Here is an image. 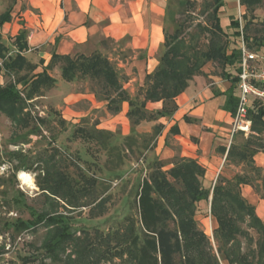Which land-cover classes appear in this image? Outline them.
Returning <instances> with one entry per match:
<instances>
[{"label":"rangeland","instance_id":"obj_1","mask_svg":"<svg viewBox=\"0 0 264 264\" xmlns=\"http://www.w3.org/2000/svg\"><path fill=\"white\" fill-rule=\"evenodd\" d=\"M32 1L37 6L42 0ZM196 1L198 5L195 10L171 3L165 38L180 30L187 45L198 52L216 49L221 51V55L226 51L231 55L233 49L241 48L243 57L245 48L246 53L251 55L253 65L263 62L264 42L259 39L264 37V0L252 11L241 6L240 0H223L219 17L221 23L226 21V25H222L225 35L215 27L213 6L209 5L213 0L206 3ZM18 2L0 0V15L11 10L12 16L19 18ZM29 7L40 15L39 10ZM29 7L23 5L24 10ZM245 17L251 22V27L248 31L250 40L244 44L243 39L236 36V30L230 27V22L235 20L243 26ZM2 42L8 48L7 54L18 55L19 48L11 37L2 36ZM164 52L163 45L160 52L151 58L149 67H142L137 61H148L147 55L132 52L125 42L103 39L97 47L73 56H81L73 82L62 78V64H56L49 70L56 83L52 89L35 95L26 103V112L30 114L26 125L17 126L6 115L0 114V247L5 251L0 256V264H24V258L35 260L28 264H91L90 261L94 260L99 264H124L122 259L127 258L126 252L120 251V245L115 246L117 238L114 235L126 230L128 217L138 220L137 194L142 182L150 179L159 168L164 172L172 169L160 161L156 148L159 141L161 147L163 141L167 146L172 144L171 135L174 134L169 133L168 129L177 111L171 117H161L158 113L162 111L163 103H152L145 99L148 87L146 77L161 66ZM255 55L259 59L252 57ZM95 56L110 62L134 109L127 102L119 103L116 100L109 105L110 98H114L115 94L102 78L84 73L81 64H88ZM200 63L205 64L189 86L199 77L206 87H212L214 79L228 82L224 79L225 71L234 73L233 68L222 66L218 59L201 57ZM35 74L32 68L10 72L3 65L0 68V86L15 85L25 99L28 91L25 83ZM171 107L169 103L167 109ZM116 108L120 111H116ZM133 110L134 113H131ZM248 140L250 145H246ZM235 144L238 150L247 149L249 154L256 150L264 152V135L261 138L250 136L249 139L238 135ZM232 162L234 173L245 178L257 194L264 196L263 174L250 160L244 165L237 159ZM47 172L50 178L47 179V175L46 179L52 188L60 179H66L70 185L69 192L68 189L60 192H67V200L42 192L37 186V177L43 178ZM21 174L32 179L33 185L23 184ZM168 178L176 188H182L170 176ZM71 193L75 197H71ZM211 195L209 202L202 201L196 205L194 215L203 246V258H215L218 264H232L230 257L238 260L243 255L250 261L258 260L259 235L246 223L240 224V227L247 236L238 235L231 242L221 239L218 222L211 213ZM32 211L64 217L65 224L70 228L71 240L87 246L84 253H78L72 245L73 241L66 243L63 251L52 255L44 251L43 245L55 239L51 235L55 229L48 222L35 226L30 224ZM18 220L25 223L24 227L12 225ZM186 238V235L183 236L182 241L185 242ZM235 241L240 246L236 247ZM51 258L60 261L55 262ZM205 262L212 264V260Z\"/></svg>","mask_w":264,"mask_h":264},{"label":"trees","instance_id":"obj_2","mask_svg":"<svg viewBox=\"0 0 264 264\" xmlns=\"http://www.w3.org/2000/svg\"><path fill=\"white\" fill-rule=\"evenodd\" d=\"M203 2L206 3L207 0H203ZM261 3L262 0H240V5L246 7L248 11H252ZM177 4L192 10H195L198 5L197 2L189 0L180 1ZM209 5L213 6L212 14L216 29L225 35L219 18L220 10L224 5L223 0H213L212 5ZM246 19L245 17L244 20ZM11 21V10H7L0 15V61L6 58L8 52V48L2 42L1 28ZM262 26L264 31V22ZM230 27L236 30V36L242 38L244 44L249 42L250 21L246 20L244 25L241 26L240 22L232 20ZM263 38L259 39L260 42H264ZM24 40L25 32L22 31L15 39L19 54L4 62L6 69L10 72H21L26 68H34L23 56L28 51V46ZM184 40L185 37L180 30H177L174 35L166 36L165 52L161 58V66L153 74H149L146 77L148 86L145 93L146 101L152 103L162 102L164 106L158 114L161 117H171L177 110V106L174 103L175 99L188 89L189 82L200 74L205 64L200 63V58L203 57L208 60L218 59L219 64L233 68L234 71V73L225 71L223 75L224 79L231 83V87L227 92L228 99L225 109L235 113L240 96V90L237 91V85L241 74L242 49H233L231 55H228V51L221 55V51L216 49L203 53L187 45ZM215 54H218V56ZM80 57L76 56L74 58L54 54L49 66L42 73L33 76L25 83L26 88H28L25 99L22 98L20 91L15 85L0 86V114L6 115L17 126L26 125L28 122L27 118L30 117L29 112H26V103L31 101L35 95L52 89L56 83V80L50 76L49 70L56 64H62V78L69 83L73 82L79 68L78 61ZM81 65L84 68V73L91 74L99 79L102 78L112 94H115L114 98H110L109 105L116 100L119 103L127 102L131 109H134L133 102L123 90L115 70L107 59L95 56L89 60L88 64ZM169 103L172 104L171 109H167ZM115 110L120 111L118 108ZM131 113H134V110ZM248 113L252 120L253 131L263 135L264 106L259 101L254 100L249 107ZM84 135L83 133L82 136ZM249 142L248 140L246 145H250ZM233 156L242 161H248L251 154L247 152V149L238 150L236 147H232L228 157ZM46 176L48 179V172L44 173L43 178L37 177V186L42 192L49 193L63 201L67 200V192H60L64 191V189H68L69 192L70 185L66 183V179H60L56 187L52 188L48 184L49 180L46 179ZM168 176L181 185L182 188H176L169 181ZM204 176L205 170L196 161L187 159L177 163L169 172H164L162 168L157 169L153 172L150 179L142 182L137 194L138 220L128 217L126 219V230L122 234L114 235L117 238L115 246L118 247L120 245V251L126 252L125 256L127 258L125 260L122 259L124 264H207L205 260L210 262L212 260V264H218L215 258L209 259L208 256L203 258L201 251L203 246L199 239L200 233L197 231L194 221L196 205L202 201L209 202L211 194V213L218 222V233L221 239L231 242L238 235L247 236L240 227V224L245 223L259 235L257 242L258 260L253 262L243 255L238 260L229 256V262L232 264L234 262L264 264V223L257 217L255 208L243 199L239 190L243 181L240 179L228 181L219 178L213 192H210L203 186ZM45 183L48 186H44ZM71 195V197H75V194L71 193ZM31 216L33 219L29 223L33 226L48 222L55 229L53 231L54 234H51L55 239L51 243L43 245L44 251L52 255L54 252L63 251L66 243L73 241L72 245L76 247L78 253H84L87 246H85V243L81 244V242L71 240L70 228L65 224L64 217L47 213L39 214L34 211L31 212ZM12 225L24 227L25 223L18 220ZM185 235L187 240L183 242L182 238ZM235 244L237 245L236 247L240 246L238 242ZM3 254H5V251L0 247V256ZM125 256H122V258ZM86 257V255L83 256L85 262L88 263ZM51 260L60 261L58 258L56 260L51 258ZM23 261L24 264H28L35 260L24 258ZM90 262L91 264H99L95 260ZM64 263L66 264V262Z\"/></svg>","mask_w":264,"mask_h":264},{"label":"crops","instance_id":"obj_3","mask_svg":"<svg viewBox=\"0 0 264 264\" xmlns=\"http://www.w3.org/2000/svg\"><path fill=\"white\" fill-rule=\"evenodd\" d=\"M180 1L185 0H42L36 6L32 0H19V18L12 16L1 33L15 42L17 36L25 32L28 51L23 56L34 67L35 75L49 66L54 54L73 57L97 47L103 39L125 42L132 52L147 55L148 61L140 59L137 63L149 67L151 58L164 45L169 6ZM189 1L198 4L196 0ZM24 4L39 10L40 15L30 7L24 10ZM224 24L225 20L221 26ZM214 80L215 86L206 87L197 77L195 83L177 97V112L168 129L174 134L172 144L167 146L163 141L161 147L159 141L156 152L160 161L170 168L182 160L196 161L205 170L203 186L210 192L219 178L242 180L239 190L243 199L255 208L257 217L264 223V196L257 194L250 182L233 171V159L243 165L246 161L228 157L230 149L237 145L236 136L249 139L262 135L254 132L252 126L249 134H232L234 113L225 109L231 83ZM237 88L239 91V84ZM249 160L263 174L264 183V152H252Z\"/></svg>","mask_w":264,"mask_h":264},{"label":"built area","instance_id":"obj_4","mask_svg":"<svg viewBox=\"0 0 264 264\" xmlns=\"http://www.w3.org/2000/svg\"><path fill=\"white\" fill-rule=\"evenodd\" d=\"M11 57H13L12 54H7L6 58L0 61V68L3 67L5 60ZM252 57L259 59L258 55ZM239 90V102L233 115L232 134L238 132L249 134L252 123L248 111L252 101H259L264 106V60L259 65H253L251 55L246 53L245 48L239 76Z\"/></svg>","mask_w":264,"mask_h":264},{"label":"bare ground","instance_id":"obj_5","mask_svg":"<svg viewBox=\"0 0 264 264\" xmlns=\"http://www.w3.org/2000/svg\"><path fill=\"white\" fill-rule=\"evenodd\" d=\"M24 177H26L24 174L20 175V181H22L23 184H27L29 186L33 185L32 179H30V182H29V181L25 180Z\"/></svg>","mask_w":264,"mask_h":264},{"label":"clouds","instance_id":"obj_6","mask_svg":"<svg viewBox=\"0 0 264 264\" xmlns=\"http://www.w3.org/2000/svg\"><path fill=\"white\" fill-rule=\"evenodd\" d=\"M24 179L30 182V178L29 177H24Z\"/></svg>","mask_w":264,"mask_h":264}]
</instances>
